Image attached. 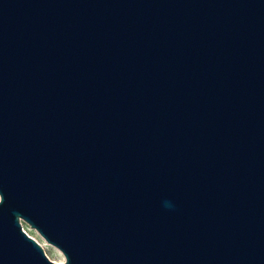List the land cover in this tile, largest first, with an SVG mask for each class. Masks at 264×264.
<instances>
[{
	"label": "water",
	"instance_id": "1",
	"mask_svg": "<svg viewBox=\"0 0 264 264\" xmlns=\"http://www.w3.org/2000/svg\"><path fill=\"white\" fill-rule=\"evenodd\" d=\"M0 192V264H264V0H0Z\"/></svg>",
	"mask_w": 264,
	"mask_h": 264
},
{
	"label": "rangeland",
	"instance_id": "2",
	"mask_svg": "<svg viewBox=\"0 0 264 264\" xmlns=\"http://www.w3.org/2000/svg\"><path fill=\"white\" fill-rule=\"evenodd\" d=\"M22 228L33 238H35L41 245L43 244L44 252L46 255L54 260V261H64L63 253L53 244L47 242L33 227H31L28 223L21 220Z\"/></svg>",
	"mask_w": 264,
	"mask_h": 264
},
{
	"label": "snow or ice",
	"instance_id": "3",
	"mask_svg": "<svg viewBox=\"0 0 264 264\" xmlns=\"http://www.w3.org/2000/svg\"><path fill=\"white\" fill-rule=\"evenodd\" d=\"M4 199H5L4 194L0 192V203H2Z\"/></svg>",
	"mask_w": 264,
	"mask_h": 264
},
{
	"label": "bare ground",
	"instance_id": "4",
	"mask_svg": "<svg viewBox=\"0 0 264 264\" xmlns=\"http://www.w3.org/2000/svg\"><path fill=\"white\" fill-rule=\"evenodd\" d=\"M42 246L44 247V245L42 244Z\"/></svg>",
	"mask_w": 264,
	"mask_h": 264
}]
</instances>
